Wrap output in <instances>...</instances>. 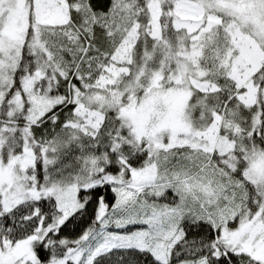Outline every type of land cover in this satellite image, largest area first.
<instances>
[{"label": "trees", "instance_id": "obj_1", "mask_svg": "<svg viewBox=\"0 0 264 264\" xmlns=\"http://www.w3.org/2000/svg\"><path fill=\"white\" fill-rule=\"evenodd\" d=\"M65 1L67 23L49 26L35 23L33 0H26L29 26L20 55L14 61L0 55V60L6 62V67L0 70V164L27 147L33 156V166L26 172L28 183L37 187L58 185L62 189L76 186L80 207L57 225L61 210L54 197L21 202L8 211H2L0 204V247L5 241H24L42 227L48 230L42 240L34 243L38 260L35 264H77V252L96 253L100 242H105L106 232L112 231L146 198L142 213L147 209L150 214L160 215L169 209L183 215L177 223L179 236L171 245L166 264H262L246 253L220 246L219 229L201 212L198 204L188 197V205H184L186 200L181 190H177L176 180L185 178H164L156 185L161 187L159 195L152 191L133 193L129 202L115 208L116 189L104 178H116L119 174L128 178L129 170L150 164L146 143L143 139H131L116 108L89 106L102 116L101 124L92 132L76 125L74 111L77 101L85 102V96L103 92L98 81L110 69L119 70L111 87L117 91L126 88L140 99L158 78L173 72L183 53L196 48V74L200 75L196 81L211 84L216 90L201 92L190 87L187 108L192 128L204 133L213 124L214 117H219L218 137L232 144L230 152L238 167V178L234 177L235 173L227 174L226 182L237 181L240 185L241 180L243 187L240 186L245 192L244 188H252L241 179V170L248 168L253 153L264 154V65L252 77L257 95L254 105L247 106L238 97L244 91L230 77L234 51L225 31L228 18L224 15L218 16L220 26L192 41L184 29L174 27L175 5L184 0H157L161 35L160 39H154L149 35L148 5L152 0ZM131 38L126 58L117 61L116 54ZM37 74L35 90L47 99H54V103L32 120L34 114L30 115V102L22 85L25 78ZM16 97L21 99L19 109L14 103ZM48 149L52 150L46 153ZM171 152L166 157L178 158L193 151L186 147ZM195 152L198 153L196 165L192 166L195 173L202 166L213 167V163L228 153ZM174 157L167 172L186 169L183 164L175 167L179 162ZM93 170L98 171L91 177ZM94 182L98 184L93 185ZM102 205L105 213L100 216ZM92 264L162 263L149 251L122 247L99 255Z\"/></svg>", "mask_w": 264, "mask_h": 264}, {"label": "rangeland", "instance_id": "obj_2", "mask_svg": "<svg viewBox=\"0 0 264 264\" xmlns=\"http://www.w3.org/2000/svg\"><path fill=\"white\" fill-rule=\"evenodd\" d=\"M148 10L151 16L149 35L151 38L160 39V5L157 0L149 3ZM220 14L228 18L225 31L230 37L234 51L230 77L238 89L244 91L238 96L240 101L252 106L257 95L252 77L264 65V0L178 1L174 9V27L184 29L191 36V40L196 41L200 34L221 25L218 17ZM32 17L37 24L63 25L68 21L66 1L33 0ZM28 26L26 0H0V55L3 58L14 61L15 57L20 55ZM131 44L132 38L127 40L116 54L117 61L126 58ZM197 56L196 48L187 54L183 53L177 59L173 72L165 78H158L140 99L126 88L122 91L114 90L111 84L118 76L119 70L110 69L108 74L98 81V87L103 92L85 96L86 103L77 101L74 111L76 125L84 131L96 130L102 122V116L90 110L89 106L106 105L117 109L122 126L132 140L143 139L146 143V149L151 156L150 164L142 169L129 170L128 178L123 174L116 178H104L105 182L113 184L116 189L115 208L129 202L133 193L152 191L159 195L161 187L156 185L164 178H185L176 180V188L181 190L186 200L184 205H188V197L198 204L201 212L219 229L220 246L223 249L246 253L264 264V154L253 153L249 158L248 168L241 170V179L250 184L252 190L244 188L243 192L241 180L240 185L237 181L226 182L227 174L232 176L235 173L234 177L238 178V167L230 152L232 144L218 137L219 117H214L213 124L206 132L197 133L192 128L187 108L190 87L199 90L201 84H204L196 81L200 77L196 74ZM3 66L6 67V62L0 60V70L4 69ZM38 77L39 74L27 77L22 85L30 102V115L34 114L32 120L43 115L54 103V99H47L35 90ZM14 103L17 109L21 108L19 97L15 98ZM27 118L31 120L30 117ZM186 147L193 152L198 150L207 154H214L215 151L219 154L228 153L213 163V167L202 166L195 173L192 166L196 165L198 153L191 152L178 158L166 157L173 149L175 151ZM51 150L48 149L46 153ZM172 157L179 162L175 163V167L183 164L187 170L183 168L167 172ZM31 166L33 156L27 147L23 148L21 154L0 164L2 211H8L21 202L51 196L57 200L61 210L60 219L56 224L63 223L80 207L77 202L78 188L30 185L26 172ZM171 168L173 169L174 165ZM96 172H90L91 177ZM166 190L165 188L163 192ZM141 202L129 211L112 231L106 232L105 242H100L96 253L84 255L77 252V264H92L99 255L122 247L149 251L162 264H166L171 245L179 236L177 223L183 215L178 210L168 211L169 209H165L166 212L160 215L150 214L146 212L147 209L142 213L141 208L146 198ZM99 213L100 216L105 213L103 205ZM147 213L149 215L145 216ZM119 229L127 231L119 233ZM47 230L39 227L33 236L24 241L3 242L0 247V264L37 263L33 246L35 242L42 240Z\"/></svg>", "mask_w": 264, "mask_h": 264}, {"label": "crops", "instance_id": "obj_3", "mask_svg": "<svg viewBox=\"0 0 264 264\" xmlns=\"http://www.w3.org/2000/svg\"><path fill=\"white\" fill-rule=\"evenodd\" d=\"M201 92H213L216 90V88L211 85V84H208V83H204V84H201Z\"/></svg>", "mask_w": 264, "mask_h": 264}]
</instances>
